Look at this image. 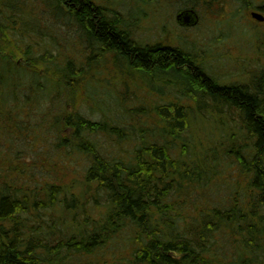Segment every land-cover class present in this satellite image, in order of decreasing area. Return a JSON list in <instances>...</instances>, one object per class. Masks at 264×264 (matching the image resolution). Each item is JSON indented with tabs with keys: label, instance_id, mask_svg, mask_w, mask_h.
Instances as JSON below:
<instances>
[{
	"label": "trees",
	"instance_id": "16d2710c",
	"mask_svg": "<svg viewBox=\"0 0 264 264\" xmlns=\"http://www.w3.org/2000/svg\"><path fill=\"white\" fill-rule=\"evenodd\" d=\"M36 1L0 0V129L11 134L33 117L37 125L50 120L57 147L67 149L71 163L83 156L90 165L80 193L51 175L0 182V264H94L97 257L112 264H264V73L253 88L222 85L184 48L136 39L114 7L98 0H42L56 19L75 25L87 49L110 56L118 78L117 69L144 78L167 69L191 85L184 93L189 101L154 107L143 101L130 108L138 127L121 125L123 115L96 123L68 113V103L57 104L70 101V85L83 91L88 70L50 51L48 42L36 54ZM162 1L179 2L198 17L205 10L220 24L237 21L247 7L264 13V0ZM196 92L217 108L237 111L241 128L223 138L228 147L215 142L219 137L196 141L195 113L208 103L193 101ZM58 108L62 112L52 114ZM90 134L111 138L117 151L105 155ZM227 173L234 179L222 181ZM223 183L230 192L221 190ZM122 245L128 259L105 255L108 247L121 252Z\"/></svg>",
	"mask_w": 264,
	"mask_h": 264
},
{
	"label": "rangeland",
	"instance_id": "374dc122",
	"mask_svg": "<svg viewBox=\"0 0 264 264\" xmlns=\"http://www.w3.org/2000/svg\"><path fill=\"white\" fill-rule=\"evenodd\" d=\"M98 1L117 9L127 19L136 39L150 45L163 43L181 47L190 52L199 62L198 65L202 66L204 73L214 78L219 84L237 83L253 88L264 73V21L260 22L252 17L253 13L264 17V13L259 10L247 7L241 11L237 21L229 24H220L217 19L215 22L209 21V13L202 10V16H197L196 23L180 24L177 16L185 12V9L179 2L170 4L162 0H148L145 4L143 1L146 0ZM36 2H38L36 18L40 32L38 33L39 48L36 54L43 50L45 46L43 43L48 42L46 48L50 51L60 53L62 56L66 54L70 59L75 60L76 65H83L88 70L85 77L87 84L83 86V91L78 92L70 85L67 90L70 101L57 103L59 106L62 102L64 105L68 103L70 106L68 113L73 115L78 112L96 123L101 120L111 122L123 115L124 117L120 118L121 125L138 127L140 126L138 116L133 117L135 113L128 110L134 109L135 106L139 107L143 101L151 107L160 101L167 104L189 101L187 99L190 98H187L184 93L187 88H191V85L184 82L180 75L174 76L167 69L162 74L156 73L146 78L138 74L128 75L121 69H117L120 72L119 79L110 63V56L98 57L96 49H87V43L81 42L80 32L71 21L65 18L56 19L50 14L46 3L42 0ZM90 56L92 59L88 60ZM61 65L64 66L65 63ZM193 96L197 97L195 100L192 98L193 101L208 102L205 104L203 113L202 111L198 113V110L195 113L193 133L196 135L194 136L196 141L201 142L210 138L213 143L214 139L219 137L215 142L221 139L228 147L227 142L230 141L225 142L223 138L225 136L234 138L239 135L241 128L237 111L229 108L230 106L217 108L211 102L214 100L203 92H196ZM102 101L109 102V108L106 109L107 104ZM146 110L150 111V109ZM56 111L62 112V108L55 109L52 114ZM150 115H152L151 112ZM51 117L53 120L54 116ZM35 119L36 117L28 119L30 123L16 124L20 129L22 126L24 128L18 131L14 127L11 134L8 133L7 127L0 129V182L22 183L20 178L24 179L23 183L31 182L32 179L38 182L43 177L51 175L55 177V180H60L63 185L71 186L75 193H80L85 189V173L90 165V159L83 160V156H79L77 161L71 163L73 159L67 157V149L57 147L60 140L49 120L50 117L48 123L38 119V125ZM39 135H41L40 142ZM71 138L75 141L77 139L73 135ZM92 139L105 155L117 151V145H114L117 143L111 138L107 139L97 134L93 135ZM230 177L234 179L228 173L224 174L222 181L228 182L227 179ZM242 182H244L243 178L240 180V183ZM229 187L225 183L220 185L221 190L226 193L230 192ZM197 192L202 194V188ZM236 195L239 194L234 196L237 197ZM118 250L121 252H115L113 248L108 247L104 253L109 255V258L117 256L120 261L130 257L123 245ZM85 260L86 258H82L81 261ZM112 262L113 260L102 261L100 257H97L94 264H112Z\"/></svg>",
	"mask_w": 264,
	"mask_h": 264
},
{
	"label": "water",
	"instance_id": "95a60500",
	"mask_svg": "<svg viewBox=\"0 0 264 264\" xmlns=\"http://www.w3.org/2000/svg\"><path fill=\"white\" fill-rule=\"evenodd\" d=\"M252 17L257 19L260 22L264 21V17L257 14V13H253ZM198 20V17L196 15V13L194 12H182L177 16V21L178 23H182V24H189V23H196Z\"/></svg>",
	"mask_w": 264,
	"mask_h": 264
}]
</instances>
